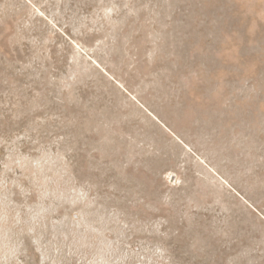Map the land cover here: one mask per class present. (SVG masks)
<instances>
[{
    "label": "rangeland",
    "instance_id": "1",
    "mask_svg": "<svg viewBox=\"0 0 264 264\" xmlns=\"http://www.w3.org/2000/svg\"><path fill=\"white\" fill-rule=\"evenodd\" d=\"M0 264H264V0H0Z\"/></svg>",
    "mask_w": 264,
    "mask_h": 264
}]
</instances>
